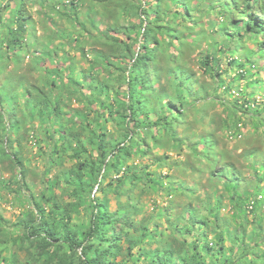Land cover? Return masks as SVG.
Returning a JSON list of instances; mask_svg holds the SVG:
<instances>
[{
  "label": "clouds",
  "instance_id": "1",
  "mask_svg": "<svg viewBox=\"0 0 264 264\" xmlns=\"http://www.w3.org/2000/svg\"><path fill=\"white\" fill-rule=\"evenodd\" d=\"M256 16L0 0V264H264Z\"/></svg>",
  "mask_w": 264,
  "mask_h": 264
},
{
  "label": "trees",
  "instance_id": "2",
  "mask_svg": "<svg viewBox=\"0 0 264 264\" xmlns=\"http://www.w3.org/2000/svg\"><path fill=\"white\" fill-rule=\"evenodd\" d=\"M250 16H252V14L250 13L249 14ZM261 24H264V19H261L260 17L256 16V17H253L250 21V25L252 28H255L257 29L256 31L252 32V35L254 36H261L262 33H264V27H259V25ZM249 24H245L244 27H245V30L248 31L249 30V27H250ZM160 27H164L166 28L167 26H164V25H161ZM157 43H160L159 41H157ZM258 43H264V36L261 37V40L258 41ZM37 89L39 90V93L40 94H45L44 93V88L43 87H40L39 85L37 86ZM37 89H34L33 91H37ZM118 102V101H117ZM45 257L47 256V253L44 254Z\"/></svg>",
  "mask_w": 264,
  "mask_h": 264
}]
</instances>
